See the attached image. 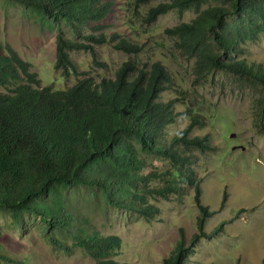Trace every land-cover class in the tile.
<instances>
[{"label":"trees","instance_id":"obj_1","mask_svg":"<svg viewBox=\"0 0 264 264\" xmlns=\"http://www.w3.org/2000/svg\"><path fill=\"white\" fill-rule=\"evenodd\" d=\"M5 1L37 13L43 21L63 19L77 27L105 19L114 7L113 0ZM171 9L195 12L188 22L166 31L195 58L199 75L222 70L264 87V63L232 57L243 54L240 43L254 40L264 29V0H166L149 7L146 20L155 21ZM90 37L98 43L114 41L116 48L130 54L141 51L125 37L117 40L116 35L108 38L102 33ZM79 46L59 31L55 68L74 71L69 51ZM225 48L230 54L224 55ZM0 86L5 88L0 92V211H9L15 222L25 214L37 215L48 227L70 235L87 255L105 262L102 258L121 246L120 237L94 229L67 202L63 190L79 185L98 187L108 204L156 217L159 209L148 198H167L177 192V183L157 170L144 173V155L169 159L182 180L193 186L199 203L201 189L198 182L193 184L187 151L210 148L208 139L192 136L189 127L169 136L168 127L177 113L173 99L162 97L172 79L159 62L146 69L129 59L112 78L95 82L87 76L55 89L42 86L31 64L0 41ZM258 130L264 133L262 123ZM5 241L0 234V258L12 259ZM189 246L181 237L162 264H183Z\"/></svg>","mask_w":264,"mask_h":264},{"label":"rangeland","instance_id":"obj_2","mask_svg":"<svg viewBox=\"0 0 264 264\" xmlns=\"http://www.w3.org/2000/svg\"><path fill=\"white\" fill-rule=\"evenodd\" d=\"M113 1V10L105 19L77 27L63 19L43 21L21 5L0 0V41L10 44L31 64L42 86L55 89L87 76L95 82L112 78L129 59L146 69L156 62L164 66L172 86L163 90L162 97L173 99L177 113L168 127L169 136L189 127L192 136L208 139L210 148L190 147L187 151L193 184L198 182L201 189L199 203L193 186L182 180L169 159L144 155V173L157 170L177 183V192L167 198H148L159 209L156 217L108 204L98 187L79 185L63 190L67 202L94 229L120 237L121 246L102 258L105 262L87 255L70 235L48 227L39 216L25 214L15 222L9 211L1 210L0 234L12 259L0 258V264H162L178 239L184 237L189 246L195 234L183 264H262L264 133L258 125H264V87L222 70L199 75L195 58L166 31L192 19L193 10L179 13L171 9L149 22V7L166 0ZM59 31L80 45L69 51L76 69L67 73L55 68ZM99 33L108 38L116 35L117 40L125 37L141 51L130 54L116 48L114 41L95 42L90 36ZM239 45L243 54L233 53L232 57L264 63V29L254 40ZM224 51V55L230 54L228 48ZM2 91L5 88L0 86Z\"/></svg>","mask_w":264,"mask_h":264},{"label":"water","instance_id":"obj_3","mask_svg":"<svg viewBox=\"0 0 264 264\" xmlns=\"http://www.w3.org/2000/svg\"><path fill=\"white\" fill-rule=\"evenodd\" d=\"M234 136V135H233Z\"/></svg>","mask_w":264,"mask_h":264}]
</instances>
